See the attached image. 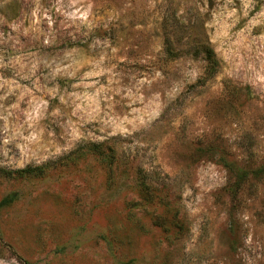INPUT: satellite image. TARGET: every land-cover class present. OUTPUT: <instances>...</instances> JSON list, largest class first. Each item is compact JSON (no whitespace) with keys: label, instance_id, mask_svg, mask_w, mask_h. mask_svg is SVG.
<instances>
[{"label":"rangeland","instance_id":"1","mask_svg":"<svg viewBox=\"0 0 264 264\" xmlns=\"http://www.w3.org/2000/svg\"><path fill=\"white\" fill-rule=\"evenodd\" d=\"M9 194L0 264H264V0H0Z\"/></svg>","mask_w":264,"mask_h":264},{"label":"trees","instance_id":"2","mask_svg":"<svg viewBox=\"0 0 264 264\" xmlns=\"http://www.w3.org/2000/svg\"><path fill=\"white\" fill-rule=\"evenodd\" d=\"M165 47V54L169 58L175 59L178 57V49L173 48V41L170 38V36H167L165 38L164 42ZM193 52L196 56H199L200 59L204 62V68H203V80L213 77L219 69V59L217 58L213 48L210 46V44L205 41L201 40L197 46L193 48ZM231 93L234 95L235 92L231 89ZM87 149L91 153H94L98 155L102 161L107 163V167L109 169V183H112V174L115 167V160L117 151L116 149L111 145H104L102 143H96V142H88L87 143ZM223 165L227 169L229 173H231L232 178V186L230 187V191L233 193V195H236L241 188L242 184L251 176L253 178H259L260 172L259 170H247L245 168H242L241 166L234 165V163L229 162L225 160L224 158H221ZM139 174L136 178L137 180V186L139 188V191L144 194V200L148 201L150 199V193L149 191L152 189L153 184L151 183V178L147 176V174L142 170L138 169ZM29 173L28 168H22L19 170H16V174L19 176H26V174ZM14 194H9L5 196L0 201V206L5 205L13 201ZM150 203H153V198L149 200ZM148 203V202H145ZM156 203H160V200L157 199Z\"/></svg>","mask_w":264,"mask_h":264}]
</instances>
